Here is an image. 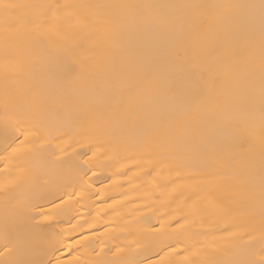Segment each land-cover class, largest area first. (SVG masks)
Returning <instances> with one entry per match:
<instances>
[{"label": "bare ground", "instance_id": "obj_1", "mask_svg": "<svg viewBox=\"0 0 264 264\" xmlns=\"http://www.w3.org/2000/svg\"><path fill=\"white\" fill-rule=\"evenodd\" d=\"M31 6L22 15L31 21H47L59 11L51 5H148L153 7L106 9L125 25H114L106 38L84 23L69 26L65 20L100 23L96 9L68 7L58 21L71 41L51 42L54 31L30 29L22 23L15 37L22 56L39 44L45 54L40 63L27 60L5 67L4 21L0 18V155L4 152L6 113L23 115L43 103V133L48 143L28 144L12 154L11 169L25 180L12 181L11 172L0 171V260H74V264H260L264 259V207L259 176L262 167L260 120L232 126L243 115L239 93L244 84H233L230 75L218 71L225 91L213 112L192 111L181 117L172 136L155 135L151 143L138 122L146 114L176 117L183 106L193 105L202 82L178 78L171 91L153 92L134 102L127 112L115 111L116 86L127 77H157L163 64L147 57L163 52L170 40L191 41L209 52L218 37L213 31L188 33L173 21L194 11L191 5L247 4L253 0H5ZM258 3V0H255ZM15 23V21H13ZM257 42L259 36L257 34ZM242 43V42H241ZM129 53L130 55H124ZM207 63V58L203 61ZM80 64L92 69L71 86L65 75ZM259 67L256 66V84ZM64 104L58 120L52 102ZM96 115L85 119V114ZM61 136L68 139L61 140ZM244 149L237 150V139ZM22 139V137L20 138ZM36 139V137H30ZM19 144V140H17ZM43 149H51L45 152ZM74 161L75 166L66 162ZM3 160H0V166ZM42 199L34 215L20 230L11 218L13 202ZM10 215L9 231L24 243L4 252L3 225ZM50 214L47 218L44 215ZM71 249V251H69ZM78 257V259L76 258Z\"/></svg>", "mask_w": 264, "mask_h": 264}, {"label": "snow or ice", "instance_id": "obj_2", "mask_svg": "<svg viewBox=\"0 0 264 264\" xmlns=\"http://www.w3.org/2000/svg\"><path fill=\"white\" fill-rule=\"evenodd\" d=\"M31 6L18 5L0 0V18L4 21L5 32V67L8 63L15 62L20 64L27 60L31 63H40L44 57L45 50L37 44L35 50L27 57L22 56L18 48H15V41L10 37H15L22 23L28 24L30 29H40L44 31H54L56 40L52 41L53 45L59 41H71L68 32L58 23L64 17V11L68 7H86L96 9L93 16L100 20V23L88 25L83 20H65L69 26L77 23H84L92 32H100L106 38H112L115 34L114 25L124 28L125 25L115 16L104 11L106 9H126V8H145L153 7L148 5H81V6H60L51 5L54 9H59L52 13V19L45 21H31L25 19L22 15L25 8ZM194 9L192 13L184 18L173 21L175 27L180 28L188 33L195 34L200 31H213L218 37V43L214 46V51L209 52L202 48L199 44L191 41L170 40L163 52L158 55L147 57L148 63L163 64L166 72L162 76L151 77L142 76L137 78L130 76L126 81L116 86V96H122L124 99L114 98L113 104L115 111L112 115H118L119 112H127L129 106L137 102L141 97H146L153 92H160L167 89L171 91L173 85L178 78H192L202 82V86L195 92V101L193 105L183 106L180 113L176 117L169 116L164 113L146 114L145 117L138 122L143 136L144 142L151 143L154 136L159 134L170 137L176 129V125L181 123V117L189 112H213L220 104V96L226 90L224 84L216 78L218 71L223 70L225 74L230 75L233 84L243 83L245 86L240 91V101L243 105V115L238 116L232 121L234 128L246 126L255 119L257 108L260 120V141H261V157L262 167L259 176L261 189V204L264 207V0H258L247 4L236 3H219L211 5H191L186 6ZM15 21V23L13 22ZM257 34L259 40L257 42ZM242 42V43H241ZM124 55H130L124 53ZM207 58V63L203 61ZM259 67V82L256 84V66ZM92 69L84 64H80L76 68H70L65 75V82L69 86L82 81ZM52 108L56 109L58 120L63 119L64 104L60 100L52 102ZM48 108L43 103H37L34 111L28 114L9 115L6 113L3 127V143L5 145L4 152L0 155L3 165L0 171L11 172L6 178L12 181H23V175H17L23 169H11L9 165L12 162L11 156L14 153L23 151V146L28 144L43 145L48 143L46 136L43 134L46 129L41 121V113L47 111ZM95 112L85 114V119L94 117ZM22 137V139H20ZM36 137V139H30ZM61 140H67V136H61ZM19 140V144H17ZM237 150L244 149V141L237 139ZM45 152L56 153L51 149H43ZM75 166L74 161L66 162ZM39 191L33 197L20 198L13 202V211L11 218L17 223L20 230L27 229L29 222H35L41 219L40 216L34 215L37 208L43 206L38 203L42 199ZM50 214L46 213L44 218ZM10 215L6 211L3 225L4 252H12L18 246L24 243L22 237L17 234L13 237L9 231ZM71 251V249H69ZM264 256V253H262ZM78 259V257H76ZM0 264H50L46 259H33L28 261L0 260ZM56 264H74V260L60 261ZM112 264H120L114 261ZM136 264H145L144 261H138ZM260 264H264V259Z\"/></svg>", "mask_w": 264, "mask_h": 264}]
</instances>
